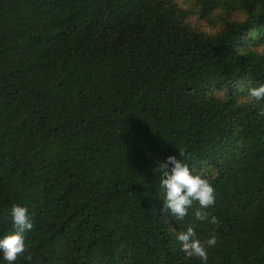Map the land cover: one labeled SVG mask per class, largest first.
I'll return each instance as SVG.
<instances>
[{"label":"trees","instance_id":"16d2710c","mask_svg":"<svg viewBox=\"0 0 264 264\" xmlns=\"http://www.w3.org/2000/svg\"><path fill=\"white\" fill-rule=\"evenodd\" d=\"M260 84L264 0H0V239L12 204L34 224L15 264H202L192 223L208 264H264ZM169 155L214 173L218 226L163 211Z\"/></svg>","mask_w":264,"mask_h":264},{"label":"clouds","instance_id":"9594fccd","mask_svg":"<svg viewBox=\"0 0 264 264\" xmlns=\"http://www.w3.org/2000/svg\"><path fill=\"white\" fill-rule=\"evenodd\" d=\"M246 103L254 105L258 111L257 115L264 117V84L248 88ZM184 153L179 152V157ZM176 155L167 156L164 162H160L157 169L160 172V196L163 199V211H170L177 221H182L188 216L189 210L193 209L192 215L197 221H208L218 226L219 221L215 215H211L207 209L214 206L216 202L215 189L212 185L214 173L207 167L199 170L189 166L186 160ZM211 219L209 220V217ZM10 217L14 231L0 239V258L6 264H15L18 258L25 256L32 260L25 243L26 232L33 229V219L26 206L12 204ZM176 240L181 245L180 251L185 254L186 259L199 258L202 264H208V249L218 243L215 229L206 238H199L195 231V224H189L186 230L176 233Z\"/></svg>","mask_w":264,"mask_h":264},{"label":"rangeland","instance_id":"374dc122","mask_svg":"<svg viewBox=\"0 0 264 264\" xmlns=\"http://www.w3.org/2000/svg\"><path fill=\"white\" fill-rule=\"evenodd\" d=\"M182 4H183V2H182ZM199 27H201L202 29H205L206 31H209V32H214L218 28L217 25H215L214 23H210L207 20H202L199 24Z\"/></svg>","mask_w":264,"mask_h":264}]
</instances>
